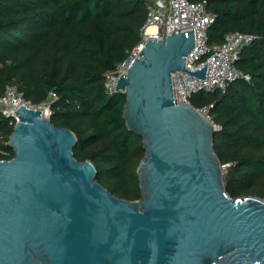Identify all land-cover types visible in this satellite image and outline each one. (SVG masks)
<instances>
[{"label":"water","instance_id":"obj_1","mask_svg":"<svg viewBox=\"0 0 264 264\" xmlns=\"http://www.w3.org/2000/svg\"><path fill=\"white\" fill-rule=\"evenodd\" d=\"M193 30L149 39L126 74L124 118L143 137L142 197L127 200L74 155L69 128L21 104L0 160V264H264V199L226 191L214 125L174 102L172 74L204 79L186 56Z\"/></svg>","mask_w":264,"mask_h":264},{"label":"trees","instance_id":"obj_2","mask_svg":"<svg viewBox=\"0 0 264 264\" xmlns=\"http://www.w3.org/2000/svg\"><path fill=\"white\" fill-rule=\"evenodd\" d=\"M207 1L215 15L210 45L232 31L258 38L235 62L250 80L198 92L191 104L214 105L227 193L264 199V0ZM146 18V0H0V97L15 86L32 104H49L52 123L78 138L75 157L91 160L97 180L131 201L142 197L143 137L127 127L126 95L107 93L105 74L130 57ZM14 127L0 113V160L14 157L8 145Z\"/></svg>","mask_w":264,"mask_h":264},{"label":"built area","instance_id":"obj_3","mask_svg":"<svg viewBox=\"0 0 264 264\" xmlns=\"http://www.w3.org/2000/svg\"><path fill=\"white\" fill-rule=\"evenodd\" d=\"M147 18L141 29V41L134 48L130 57L120 63L114 70L105 74V87L107 93L114 94L117 91V79L121 74L128 72L129 66L138 56L140 50L149 39H162L164 35L174 32L193 30L195 46L186 56V68L195 70L208 64L204 79L193 76L190 73L178 71L172 74L174 102L176 104H191V98L198 92L225 91L228 85L239 78L250 80V75L239 71L235 62L240 58L244 48L250 46L258 36L240 31L226 34L221 44L210 45L208 32L215 22V15L208 9V1L191 0H146ZM53 97V96H52ZM21 104H32L26 100L15 86H9L3 96L0 97V113L5 118H11L16 123L18 117L14 110ZM48 109L47 118H50L49 104L35 105ZM193 106V105H192ZM196 108V107H195ZM214 105L196 108L216 128L211 113Z\"/></svg>","mask_w":264,"mask_h":264},{"label":"rangeland","instance_id":"obj_4","mask_svg":"<svg viewBox=\"0 0 264 264\" xmlns=\"http://www.w3.org/2000/svg\"><path fill=\"white\" fill-rule=\"evenodd\" d=\"M52 100H53V97H51L49 101H52Z\"/></svg>","mask_w":264,"mask_h":264}]
</instances>
